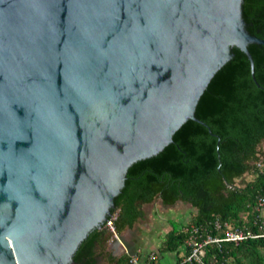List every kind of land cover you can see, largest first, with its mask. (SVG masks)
<instances>
[{"label":"water","instance_id":"1","mask_svg":"<svg viewBox=\"0 0 264 264\" xmlns=\"http://www.w3.org/2000/svg\"><path fill=\"white\" fill-rule=\"evenodd\" d=\"M243 3L0 0V264H78L234 47L260 87Z\"/></svg>","mask_w":264,"mask_h":264},{"label":"trees","instance_id":"2","mask_svg":"<svg viewBox=\"0 0 264 264\" xmlns=\"http://www.w3.org/2000/svg\"><path fill=\"white\" fill-rule=\"evenodd\" d=\"M243 16L248 31L263 37L264 0H244ZM249 51L260 87L252 78L248 57L234 47V57L215 75L197 106L196 117L206 126L189 120L161 153L129 169L125 187L115 199L112 211V214L118 211L115 226L119 233L144 217L143 205L158 199L164 206L183 202L197 211L188 224L172 223L165 242L166 251L177 252L185 247L188 255L190 249L186 242L193 226L204 227L214 236H224L223 231L214 230L217 220L222 225L228 223L257 235L261 233L264 45L251 44ZM261 157L263 166L258 167ZM111 236L105 228L93 230L75 254V261L97 264V246H104ZM204 262L264 264V237L239 244H211L205 250ZM115 264H129V255H123Z\"/></svg>","mask_w":264,"mask_h":264},{"label":"crops","instance_id":"3","mask_svg":"<svg viewBox=\"0 0 264 264\" xmlns=\"http://www.w3.org/2000/svg\"><path fill=\"white\" fill-rule=\"evenodd\" d=\"M261 148H264V143ZM151 204L143 205L144 217L139 219L132 228H125L119 233V240L113 239L111 236L104 246H97V264H115L116 260L128 253L138 254L143 262H147L149 256L155 254V264H184L187 256L185 247L177 252L165 250L167 235L172 231V223H178L174 218L176 216L178 219L179 215L173 214L175 209L171 206H164L158 199L157 207L155 209L152 207L153 210L147 217L145 209ZM183 204V202H178L176 205L178 207ZM165 208H169L168 214L163 212ZM184 219L182 216L179 225L187 224Z\"/></svg>","mask_w":264,"mask_h":264},{"label":"built area","instance_id":"4","mask_svg":"<svg viewBox=\"0 0 264 264\" xmlns=\"http://www.w3.org/2000/svg\"><path fill=\"white\" fill-rule=\"evenodd\" d=\"M263 158L257 162L258 167L263 166ZM230 188L232 186H229ZM259 208H264V197L259 199ZM118 212L111 215L108 221L105 223L104 228L112 235L113 239L119 240V232L115 226V220L117 219ZM215 231H223L224 236H214L204 227L193 226L190 231V236L186 242L187 247H189L190 252L186 256L184 263H198L206 264L204 262L205 250L207 246L211 244L221 245L223 242H231L239 244L242 241L248 240L250 238L264 237V221L260 227L261 233L254 234L251 231L243 230L242 228H234L228 223L222 225V223L217 220L215 222ZM129 255V264H155L156 255L151 254L147 262H143L138 254Z\"/></svg>","mask_w":264,"mask_h":264},{"label":"rangeland","instance_id":"5","mask_svg":"<svg viewBox=\"0 0 264 264\" xmlns=\"http://www.w3.org/2000/svg\"><path fill=\"white\" fill-rule=\"evenodd\" d=\"M263 153H264V148H261ZM158 205V200L154 201L150 206H148L146 209H145V212H146V216L149 217V215L151 214L152 210L155 209ZM153 207V209H152ZM171 208L175 209V211L173 212V214L175 215H179L177 216L178 219H176V216L174 218V220H177V224H179L180 220H181V217L183 216L185 219V222H187V224L189 222H191V220L194 218V215L196 214V209L193 208L190 204H187V203H184L183 205H179L177 207V205L175 206H171ZM169 211V208H165L163 210V212L165 214H168L167 212ZM171 216L173 217V215L171 214ZM183 220V219H182ZM174 223V222H173ZM176 223V222H175Z\"/></svg>","mask_w":264,"mask_h":264}]
</instances>
